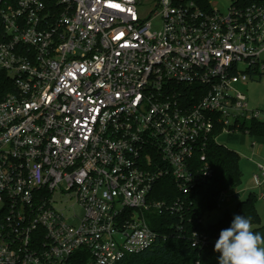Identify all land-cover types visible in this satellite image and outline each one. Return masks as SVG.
I'll use <instances>...</instances> for the list:
<instances>
[{"label": "built area", "instance_id": "2783aa9c", "mask_svg": "<svg viewBox=\"0 0 264 264\" xmlns=\"http://www.w3.org/2000/svg\"><path fill=\"white\" fill-rule=\"evenodd\" d=\"M147 2L0 0V264H124L172 236L214 246L188 198L219 137L264 124L239 89L264 76V0H152L144 16ZM161 179L176 200L154 199Z\"/></svg>", "mask_w": 264, "mask_h": 264}, {"label": "trees", "instance_id": "16d2710c", "mask_svg": "<svg viewBox=\"0 0 264 264\" xmlns=\"http://www.w3.org/2000/svg\"><path fill=\"white\" fill-rule=\"evenodd\" d=\"M14 3L15 0H9ZM203 9H208L207 0H195ZM12 90L9 78L0 73V100L4 95ZM251 136L264 138V124L254 123L251 127ZM209 163L213 169V174L203 186L189 196L191 205L190 213L187 217L192 219L191 227L204 231L210 240L218 239L222 229L228 228L234 216L226 217L218 224L204 228L197 224L205 214L213 211L217 206V201L221 192H228L236 189L240 185V168L238 156L222 146L212 145L209 149ZM153 197L157 201H174L178 192L174 188L172 181L161 179L154 189ZM236 215H245L251 218L255 231L263 229L262 220L257 211L256 198L253 193H249L246 202L240 203ZM152 228L160 233H166L167 228L160 225L166 222V215L154 216ZM179 217L175 216L173 222L180 223ZM164 225V224H163ZM214 246L208 245L201 252L194 250L186 241L172 238L165 242L159 241L151 249L138 255L129 256L124 264H194L200 260L201 264H218L219 253L214 252Z\"/></svg>", "mask_w": 264, "mask_h": 264}, {"label": "rangeland", "instance_id": "374dc122", "mask_svg": "<svg viewBox=\"0 0 264 264\" xmlns=\"http://www.w3.org/2000/svg\"><path fill=\"white\" fill-rule=\"evenodd\" d=\"M234 0H213L212 7H215L221 12H225L232 4ZM151 3V4H150ZM152 0H148L147 4L142 7V14L144 16L150 14L155 10V6L152 5ZM153 31H159L162 26V19L159 15L154 13L152 19ZM240 91H242L248 99V106L251 110H257L264 115V76L257 79H249L245 84L239 86ZM252 142H257L255 136L248 135H237V136H227L223 135L218 138L217 143L219 146L224 147L227 150L234 152L239 158V168H240V185L232 191H228L222 194L220 199L217 201L216 208L205 214L202 218L201 223L204 228H209L210 226L218 224L222 221L226 215L234 216L237 213V208L240 203L246 202L249 193H253V186H256L252 180V173L255 171V165L260 164L261 159L254 155L257 147L251 148ZM239 194L238 199H234L233 196ZM57 201L62 203L64 207L70 205V203L65 200L64 196H57ZM257 211L262 220L263 229L256 231L262 236H264V214L258 206L256 201ZM79 212V210H77ZM254 228V227H253ZM255 229V228H254Z\"/></svg>", "mask_w": 264, "mask_h": 264}, {"label": "clouds", "instance_id": "9594fccd", "mask_svg": "<svg viewBox=\"0 0 264 264\" xmlns=\"http://www.w3.org/2000/svg\"><path fill=\"white\" fill-rule=\"evenodd\" d=\"M218 264H264V236L253 228L251 218L234 215L214 244Z\"/></svg>", "mask_w": 264, "mask_h": 264}, {"label": "crops", "instance_id": "0c3cea01", "mask_svg": "<svg viewBox=\"0 0 264 264\" xmlns=\"http://www.w3.org/2000/svg\"><path fill=\"white\" fill-rule=\"evenodd\" d=\"M257 142L259 144H256V142H252L254 143V146L257 147L254 155H257V157L261 159L260 164H264V138H257ZM254 146H252L251 144V148H254ZM252 164L253 166H255V171H256L255 163L253 162ZM254 173L255 172H253L252 175ZM252 188L254 189L253 194L256 198V201L258 202V206L261 209L262 213L264 214V182L260 186H253Z\"/></svg>", "mask_w": 264, "mask_h": 264}, {"label": "water", "instance_id": "95a60500", "mask_svg": "<svg viewBox=\"0 0 264 264\" xmlns=\"http://www.w3.org/2000/svg\"><path fill=\"white\" fill-rule=\"evenodd\" d=\"M239 197H240L239 194H235V195L233 196L234 199H238Z\"/></svg>", "mask_w": 264, "mask_h": 264}]
</instances>
